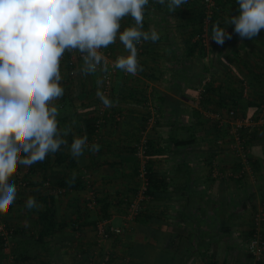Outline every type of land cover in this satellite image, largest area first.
Instances as JSON below:
<instances>
[{"label": "crops", "instance_id": "0c3cea01", "mask_svg": "<svg viewBox=\"0 0 264 264\" xmlns=\"http://www.w3.org/2000/svg\"><path fill=\"white\" fill-rule=\"evenodd\" d=\"M153 1L152 5L149 0L148 8L144 10L142 30H155L160 38L155 42L142 40L141 45H137L141 70L135 75L118 69L110 95L114 103L103 116L100 117L98 111L100 99L96 92L100 90V79L97 73L83 75V63L61 70L60 83L64 95L52 103L58 108L60 126L71 134L66 137L68 144L73 137L84 135L86 122H94L97 129L88 143L98 144L100 148L96 152L85 151L79 158H74L66 146L65 153L71 155L77 165L56 166L53 170L58 173L54 176L66 172L82 178L85 183L91 182L88 191L93 187L100 191L99 199L107 196L109 219L113 218L114 224L122 225L126 213L125 199L136 193L137 160L132 147L141 131L147 130L154 149L160 150V154L151 155V166L170 185L163 197L145 199L143 210L147 211L148 221L134 223L133 230L127 231L121 244L148 243L149 264H209L211 257L216 264H244L249 234L254 228V214L264 211V129L259 130L249 144L250 156L257 166H250L241 185H237L239 162L228 144L216 145L215 122L207 117L209 111L203 102L195 103L194 87L198 78H192L190 83L188 77L195 76L189 70L193 62L198 64V67L195 64L196 69L203 72L205 62L212 60V72L220 74L212 84L216 89L213 93L215 102L220 95L231 96L230 90H243L247 83L249 93L247 97L243 94L245 100L261 102L264 100V40L258 38L254 46L232 33V38L226 39L223 45L211 40L214 50L211 58L198 51L191 55L187 41L194 27L188 20L189 15L167 12L166 4H162L164 10L161 11L155 4L158 0ZM131 26H135V21L130 16L124 17L120 31ZM260 32L264 33V29ZM107 48L112 51L114 60L127 55L118 38ZM255 73L261 77L255 79ZM159 98H164V101ZM152 108H155L157 116L155 123L148 126ZM194 109L197 110L195 114ZM223 110L220 111L221 117L224 126H228L232 119ZM118 112L121 114L115 120L113 116ZM64 117L69 123L65 126L61 123ZM105 117L109 118L106 120ZM178 140H185L183 142L187 144L176 145ZM210 160L218 162L224 173L233 171L234 176L228 178L222 173L225 180H212ZM37 174L40 176V172ZM34 189L37 191L38 187ZM67 192L71 199L64 202L65 208L74 204V197L81 195L78 199L81 202L85 194V190ZM76 215L73 207L71 218L60 217L57 209L58 220L66 222L65 228L56 233L57 238L68 237L72 244L64 246L69 243L65 240L63 246L53 245V250L46 253L45 264L85 263L98 254L96 249L102 251L96 236L95 251H92V228L87 223L93 219L89 217L91 214H85L84 221L79 222L81 226L73 228L72 221ZM260 228L264 238V223ZM49 241L47 238L46 242ZM113 246L109 252L114 250ZM69 249L79 251L75 254L78 256L75 263L73 259L67 260L69 256L65 252ZM110 254L114 257V253ZM163 255L167 257L166 261L159 260L158 263L157 259ZM38 259L29 264H43L44 261L40 257Z\"/></svg>", "mask_w": 264, "mask_h": 264}, {"label": "clouds", "instance_id": "9594fccd", "mask_svg": "<svg viewBox=\"0 0 264 264\" xmlns=\"http://www.w3.org/2000/svg\"><path fill=\"white\" fill-rule=\"evenodd\" d=\"M158 3L174 13L187 0ZM148 4L149 0H0V210L17 198L12 176L16 165L42 162L62 145L74 158L99 151L98 144L89 145L87 135L73 137L69 145V132L58 127V108L52 102L64 95L61 57L66 51H79L81 73L90 75L103 66L100 50L118 38L127 55L118 56L113 67L135 75L141 70L137 45L160 38L155 30H142ZM236 4L238 14L229 15L225 23L242 39H253L264 29V0ZM127 16L135 26L120 31ZM227 28L214 24L208 40L223 45L232 38ZM96 95L106 108L113 106L102 91ZM25 206L31 210L38 203L29 197Z\"/></svg>", "mask_w": 264, "mask_h": 264}, {"label": "trees", "instance_id": "16d2710c", "mask_svg": "<svg viewBox=\"0 0 264 264\" xmlns=\"http://www.w3.org/2000/svg\"><path fill=\"white\" fill-rule=\"evenodd\" d=\"M215 1V7L213 8V14L211 16V18L209 19V22L206 23V29H204L205 26V22L204 19L206 17V0H187V3L182 5L181 8H177L176 12L178 14H188L189 18L188 20L191 22V24L194 27L193 32H191L190 34V38L189 41H187V47L189 49V54L193 55L194 52H200V54L204 55L205 57H209L211 58L212 53H213V47H212V41L211 38L208 37L211 35V28L214 24H219L221 27L223 28H227V31L229 33H235L233 31V26H228L225 21L228 19L229 15H237L238 14V5L236 4V0H214ZM153 2V3H152ZM152 5L154 4V1L151 0ZM155 4H157L158 9H161V11H163V5L155 2ZM148 8V5L145 6V10ZM166 11L168 12L169 9L168 7L166 8ZM187 11V12H186ZM262 31V30H261ZM205 34V35H204ZM238 36V34H237ZM195 38L194 41H192L191 39ZM241 38V37H240ZM258 38H261L262 40H264V33L263 32H259V34L254 37L253 39H246V43H250L252 45H256L257 40H259ZM241 61V59H240ZM243 61V60H242ZM213 63L214 61H206V67L204 69V71L202 72L200 69H196V62H193V66L190 67L189 70H191L192 72H194L195 76L192 77H188V81L191 83L192 78H198V83L195 85L194 90H195V95H197V88L202 80L203 77H205L206 75L212 74V68H213ZM198 67V64H197ZM185 69V68H184ZM187 70V69H185ZM186 72V71H185ZM97 73V72H95ZM181 74V73H180ZM215 74V73H213ZM97 75L99 76V74L97 73ZM254 78L258 79L261 76L257 73L254 74ZM100 79V77H99ZM213 81L211 83L208 84L207 86V94L205 95L204 99L202 100V105L207 108L208 105L213 104V106L211 108H209L208 110L214 114H220V111L222 109H230V108H236L238 110V112L241 113V116L247 120L250 121H254L257 119L258 114L261 112V103L263 102V100L261 102H257L256 100H245L244 96H243V90H239V89H235V90H230L231 92V96L229 95H225V96H221L219 98H217V102H215L213 100V93L216 92V89L213 88L212 86ZM159 100L164 101V98H159ZM113 101V100H112ZM101 102V101H100ZM157 102V101H156ZM156 102H154L156 104ZM158 107V102L157 105ZM179 108V107H178ZM214 108V109H213ZM181 110V109H180ZM114 111H116L114 109ZM194 114L197 112L196 109L193 110ZM121 113L118 112L116 113L113 118L115 117V120L117 118V116H119ZM157 114V113H156ZM109 117H105V119L107 120ZM112 118V116H111ZM66 117L61 119V123H65L66 122ZM210 120H213L215 122V125L217 126L216 129V133H215V139H216V145H218V140L221 138H224L225 135L227 134V129L229 128L228 126H224V122L221 124V127H219V122L215 119V118H209ZM82 123L84 124V119L82 120ZM69 124V123H67ZM86 126V130L85 132H83L82 134L87 135L88 139L90 138V136L92 134H95V131L97 129V127L94 125V122H86V124H84ZM58 127L60 129L65 130V127H61L60 126V122H58ZM227 127V128H226ZM255 128V127H254ZM262 128V129H261ZM257 128L254 131L251 130L250 127H246L245 129L242 130V133L245 135H249L250 137L248 138V145L252 142L254 136L256 133L259 132V130H263L264 128ZM142 132L140 133L139 137L137 138V140L134 142V144L136 142H138L142 136ZM223 132V133H222ZM71 135V134H70ZM69 135V136H70ZM83 136V135H81ZM253 136V137H252ZM65 139L67 140V138L65 137ZM185 140H178L176 141V145L178 144H187L185 142H183ZM133 144V150L135 153V157L137 160V166H136V177L139 175L138 173L140 172V167H141V162L139 160V157L137 155L136 152V147ZM154 143L152 141H150L148 139L147 141V148H146V154H145V165H144V173H145V177L147 178V184L145 185V189H144V194L146 197H151V196H164L165 194V190L166 187L168 185H170V183L168 181L165 180V177L160 176L151 166V161H150V157L153 154H160V150L159 149H154ZM66 152V146L62 145L60 150L54 154H49L46 159L42 162H37L31 166H28V170L27 172L29 174H35L37 172H40V176H41V180L39 181V183H41V185L43 186V189L38 188V190L36 191L35 189V193L33 195V197L36 199L37 203L39 206L42 207L41 210H39V212L37 213V217L32 220V224L35 227V231L32 232L31 235V239L34 241V244L42 246V248H45L46 245V239H50L51 241H53L54 246H63L62 244H64L63 242L65 240H67L69 243L64 244L65 245H70L72 244V240L69 239L68 237H64L63 239H58L57 238V232L58 231H62L65 226H66V222H61L58 220L57 217V201H58V197L67 194L69 190H76V191H81V190H85L88 187L91 186V182L85 183L84 180H82V178L80 177H76L75 175L72 174H68L66 172H59V174H57V176L54 174L58 173V172H54V167L56 166H64V164H66L67 167H75L77 165V161L68 153ZM238 160V159H237ZM209 163L211 164V170H212V166H213V161L210 160ZM249 164L250 166H257V163L253 161L252 157H249ZM221 167V166H220ZM240 168V164L238 167V170ZM223 169H221L222 171ZM223 174L224 171H222ZM210 177L212 180H225L224 177H219V178H215L212 175V171L210 172ZM228 177V176H226ZM228 178H232V177H228ZM244 180V177L239 178L237 177L235 179V182L237 185H241L242 181ZM48 182L49 183V187H45L44 184ZM28 183L31 186L37 187V183L36 180L31 182L28 181ZM26 184V183H25ZM27 185V184H26ZM93 188V187H92ZM56 189H63L64 192L63 193H56ZM157 193V194H155ZM262 198L264 199V195H262ZM262 199V202H264ZM97 204L99 205V215L100 218H109L110 214L108 213V209L110 206V202L109 199L106 197L99 199L96 198ZM145 208V205L142 206L141 211L139 212V214L136 216L134 222L135 223H145L148 221V214L147 211H144L143 209ZM79 210L76 215L75 220L73 219V228L74 226H81V224L79 222L84 221V218L80 221V219L82 217L85 216L86 214V209L81 211V208L79 206ZM83 214V215H82ZM96 221H91L90 223H95ZM264 223V222H263ZM8 228V226H7ZM10 228V226H9ZM17 233V232H16ZM253 231L251 229V232L249 234V238L251 237ZM15 234V232H14ZM66 238V239H65ZM248 238V239H249ZM5 238L0 235V243H4ZM116 240H121L119 238H115ZM119 241V242H121ZM149 244L148 243H137V244H124L123 248H124V253H123V260L121 262V264H123L124 262H126L127 264H149L151 257L149 254ZM50 251V249H49ZM162 255V254H161ZM24 260V262L27 261H32L35 260V257L32 256L28 253L27 249H23V251L21 253H19V255L17 256V260ZM114 259V257H111V259L109 261H103L102 256L100 255V259H99V264L100 263H104V264H110V262ZM120 259V257H119ZM167 257H165L164 255L162 257H160L158 260L160 262L161 261H166ZM245 262L244 264H264V260H255L254 257L248 253L245 254ZM95 262V261H94ZM43 264H45L43 262ZM95 264V263H92ZM209 264H216V261L212 259H210Z\"/></svg>", "mask_w": 264, "mask_h": 264}, {"label": "built area", "instance_id": "2783aa9c", "mask_svg": "<svg viewBox=\"0 0 264 264\" xmlns=\"http://www.w3.org/2000/svg\"><path fill=\"white\" fill-rule=\"evenodd\" d=\"M215 7V1L214 0H206V17L204 19L205 26L204 29H206V23L209 22V19L211 18L213 14V8ZM205 35V34H204ZM142 41L139 43L141 45ZM101 54L104 56V62H103V68H106V70H102V67L97 68V73L100 77V91H102L108 98L111 99V92L114 80L117 76L118 69H115L113 67L114 58L112 51L108 48L101 49ZM79 63H83L82 54L77 50H71L66 51L63 56L61 57L60 61V71L64 68L71 69L76 67ZM212 82V78L210 75H206L202 78L198 88H197V95L195 96V103L200 104L202 103V100L204 99L205 95L207 94V86L209 83ZM249 93V87L248 85H243V94L245 97H247ZM108 108H106L102 102H100L98 111L99 115L103 116L104 112H106ZM261 112L258 114V117L254 121L247 120L241 116V113L238 112L236 108H230L227 110V115L232 119L231 126L227 129V135L224 138H221L218 140L219 145H226L228 144L229 148L231 149V153L238 159V162L240 164V168L238 170V173L236 174L237 177L242 178L245 176V173L247 169H249V157H250V148L248 145V138L249 135H245L242 133V130L246 127L250 128H260L263 127L264 124V100L261 103ZM151 115L148 118V126H152L155 122L156 113L155 108L151 109ZM207 116V115H206ZM211 115L208 114L207 117H210ZM211 118V117H210ZM212 118H215L219 122V127H221V124L223 123V119L220 114H214L212 113ZM103 120H101L102 122ZM147 130H144L142 132V136L138 142L134 144L136 147V152L139 157V160L141 162L140 167V177L142 178L143 185L139 189V191L136 194V197L133 199H130L127 203V209L125 214L126 221H134L136 216L139 214L142 208V202L147 198L144 194L145 185L147 184V178L145 177L144 173V163H145V154H146V148H147ZM212 175L215 178H218L222 176V171L220 165L213 161L212 166ZM233 171H227L224 175H227L229 177L234 176ZM138 175V176H139ZM45 187L49 186V183L46 182L44 184ZM63 189H56V193H63ZM96 195L95 191H90L88 194V197L86 199L87 208L90 210H94L98 204L96 201ZM264 222V211L260 210L259 212L254 214L253 223L254 228H252V235L248 239L247 243V251L250 253L255 260H264V238L262 236L261 232V224ZM77 227V226H76ZM0 230H2V227L0 225ZM14 229L8 228L5 232H2L0 235H2L5 239L7 238V235H12ZM125 234L124 227L115 226L112 224L111 219L109 218H100L96 225H95V235L97 237V241L99 246H101L102 241H104L108 237L119 238L122 239ZM99 251V250H97ZM100 252V251H99ZM98 253V252H97ZM102 259L105 263V261H109L111 259L110 252H104L102 251ZM93 263V262H92ZM100 263V264H104ZM99 264V263H98ZM123 264H127L124 262Z\"/></svg>", "mask_w": 264, "mask_h": 264}, {"label": "rangeland", "instance_id": "374dc122", "mask_svg": "<svg viewBox=\"0 0 264 264\" xmlns=\"http://www.w3.org/2000/svg\"><path fill=\"white\" fill-rule=\"evenodd\" d=\"M213 73L209 74V75L211 76L212 81L214 82L220 74H218V73L213 74ZM247 85L249 87L248 83H247ZM207 108L209 109V108H211V106H207ZM207 111H209V110H207ZM225 112L227 115L226 109L223 110V113H225ZM207 114L211 115L210 117L212 118V112L209 111V113H207ZM156 116H157V114H156ZM221 116H222V114H221ZM230 126H231V124L228 125V127H230ZM27 170H28V167L21 166V165L15 166V171L12 173V176L14 178V182H15L16 187H17V198L12 205L7 206L3 210H0V225L2 227V230H0V234L2 232H5L9 228V226H10V228L14 229L12 235L8 234L7 238L4 239L5 242L0 243V264H29L30 262H33L34 260L27 261V262H24V260H22V259L17 260V256L19 255V253H21L23 251V249L24 250L27 249V251L31 255V257L34 256L35 259L36 258L38 259L40 257L41 260H43V261L45 259L47 260L46 253L49 251V249H50V251L53 250V245H54L53 241L52 242L49 241L50 243L46 242L45 248H42V246L34 244V241L30 238L32 235V232L35 231V227L31 222H32V220H34L37 217V213L39 212V210L42 209V207L38 205V207L33 208L31 210L26 208L25 204H26L27 199L29 197H33V195L35 193V192L33 193V191L36 190V189L34 190L35 185L31 186L28 183V181L33 182L36 180V182H38L37 183L38 188H43V186L41 185V183H39V181H42L39 174H37V173L36 174H29L27 172ZM142 185H143L142 178L139 175L136 177V193L131 194L129 197H127L125 199V203H126L125 208L126 209H127V203L129 202L130 199H133L136 197V194ZM88 188L85 189V194H84L81 202L78 200L79 197L81 199V195L79 194L80 196L72 198V203H74V204H72L71 206L69 205L66 208L63 206V204H64V202L68 203V201H70L71 195L65 194V195L58 197L57 209H58V214L60 215V217L64 215L65 217L67 216V218H71L72 207H73V210L75 211V213L80 211L79 208H75L77 205H80L81 211L86 209V211H88V212H86V214H91V215H89V217H93V219H91L90 221H87V223H88L89 228H92V230H90L91 235H92L91 240H93L92 243H94V241L96 240L95 225H96L97 221L100 219L99 205L94 210H90V209L86 208L87 207L86 199L88 197V194L90 191L94 190L93 188H91L88 191ZM99 192L100 191L98 189H96V191H95V195L97 196L96 198L100 197ZM145 201L146 200H144L142 202V206L145 205L144 204ZM67 212H69V214ZM125 214L123 215V217L125 216ZM82 219H83V217L80 219V221ZM110 219H111L113 225L119 226V227H124L125 234H124V237L122 238V241L125 240V237L127 236L126 235L127 231L131 232L133 230L132 225L135 222L134 221H126V219L124 217V219H123L124 222L122 223V225H116L113 223V220H112L113 218H110ZM91 221H96V222L90 223ZM7 226H8V228H7ZM14 232H15V234H14ZM88 238H89V236H88ZM119 241H121V240L113 239V237H111V236L106 238L104 241H102V244H101L102 245V251H104V252H109L112 245L114 244V246H113L114 250H112L110 252V253H114V259L110 262V264H121V262L124 261L123 257H122L123 253H124L123 252L124 248H123V244H121L122 242H119ZM95 246H96V243H94V245L92 247V249H93L92 251H95ZM97 250L98 249H96V251ZM102 251H100V252L98 251V254H96L95 257L93 256L91 259L89 258V260H86L85 263L82 261V262H78L76 264H92V262L95 264H98L99 259H100V255L102 254ZM65 253H67V255L69 256L67 259L68 261L73 259L74 263L76 262V260H77L76 257L78 258V256L77 255L75 256V254L79 253V251L77 249H73V250L69 249V251H66ZM69 253H70V255H69ZM119 257H120V259H119ZM38 261H39V259H38ZM44 263H45V261H44Z\"/></svg>", "mask_w": 264, "mask_h": 264}]
</instances>
